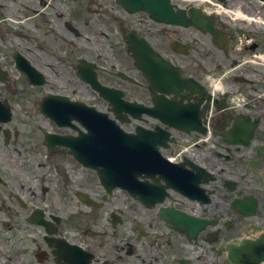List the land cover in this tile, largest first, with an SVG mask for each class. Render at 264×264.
Listing matches in <instances>:
<instances>
[{"label":"flooded vegetation","instance_id":"obj_1","mask_svg":"<svg viewBox=\"0 0 264 264\" xmlns=\"http://www.w3.org/2000/svg\"><path fill=\"white\" fill-rule=\"evenodd\" d=\"M139 1L138 4L155 2L156 10L171 8L186 17L192 9L212 15L213 25L221 37L219 44H214L210 34L195 26L168 24L157 20L148 8L130 10L119 0H0V100L13 111L12 122L0 128V152H3L0 169H33L29 158L34 152L25 147L28 156L15 153L23 131L18 122H14V107L22 102V98L26 112L29 106H37L41 97L54 93L74 95L99 108L98 100L106 103L82 80L77 73L79 70L89 79L94 80L97 76L105 86L121 89L128 100H141L151 105L154 96L129 56L128 37L135 32L146 38L165 58L180 65L182 76H193L201 82L204 89L202 108L208 110L206 117L212 132L210 146L213 149L209 143L199 142L198 132L168 129L176 142L167 151L182 150L187 145L189 148L183 159L190 160L193 170L178 175V188L168 187L165 206L196 218L224 216L226 210L220 200L229 205V197L234 193L221 185L223 179L219 175H222L224 165L232 162L244 169L239 189L256 197L255 214H263L264 156L260 147L264 144V5L258 10L262 23H251L238 19L235 13L240 9L249 16L256 14L248 0ZM10 21L21 22L22 28L12 27ZM116 49L131 58V66L115 60L112 53ZM81 60L87 62L82 67ZM21 64L29 71L26 72ZM57 65L66 66L65 70L77 76L91 93L81 95L75 92L76 89L73 90L75 93L68 92L63 80L67 72ZM192 70L200 71V74ZM123 73L131 75L138 83L126 80ZM209 77L215 79L210 82ZM112 78L120 82H110ZM69 83L74 84L73 81ZM132 86L138 89L132 90ZM165 96L169 101L182 102L186 106L193 103L190 92H182L178 98ZM241 96L245 99L237 103L236 99ZM55 106L57 114L66 121L67 102L55 100ZM242 114L250 117L246 131L260 119L252 142L249 145L223 142V136L218 132L231 140L234 136L231 129ZM41 118L48 121L47 126H52L50 131L53 133L77 135L70 128L58 127L52 119ZM24 122L34 129L31 132L42 134L44 126L33 125L28 120ZM157 125L163 126V123L148 117L146 126L149 129H155ZM6 131L10 134L9 139ZM238 135L236 133V140ZM42 140L39 137L40 144ZM8 146L13 147V152ZM69 149L61 147L52 153L49 149L40 151L43 162L37 160L34 163L40 168L34 179L36 183L23 190L20 210L30 264H228L223 232L210 236L201 233L192 239L162 218V204L151 206L139 196L130 197L124 189L117 188L109 193L92 172L74 163ZM201 159L206 161L201 162ZM207 161L214 167L218 180L208 185L216 192L212 191L211 200L204 203L199 186L203 175L196 164L207 166ZM146 180L157 183L160 188L168 186L167 181ZM81 192L87 193L91 205L79 200ZM38 208L56 232L47 234L46 226L31 223L30 219L38 216Z\"/></svg>","mask_w":264,"mask_h":264},{"label":"water","instance_id":"obj_2","mask_svg":"<svg viewBox=\"0 0 264 264\" xmlns=\"http://www.w3.org/2000/svg\"><path fill=\"white\" fill-rule=\"evenodd\" d=\"M193 22L200 26L198 19H194ZM129 39L131 42L129 49L132 50L137 64L144 70L154 88L161 90L167 88V85L171 86V84L175 83L170 77V65L153 49H150L151 47L145 40L138 39L136 36ZM138 44L143 46V50L137 48ZM174 92L178 93V91ZM160 101H164V99L161 98ZM155 102L159 105L157 100ZM172 104L173 106L175 105V103ZM131 107L133 110L141 109L137 104H133ZM141 114L140 112L136 117L141 118ZM104 116L96 123V128L94 126L90 128L91 134L93 136L96 135L99 139V152L95 151L93 154H89L94 156L88 159L89 155L74 151L77 159H80L85 164H90L98 170L99 176L104 183L111 180L109 183L128 185L129 189L133 191L129 183L132 178L127 176L131 174L133 162H136L139 166L148 167V173H153L160 169H169L168 162L160 155V135H152L149 138V134H144L145 130L142 127L138 128V136L126 134L112 120H107ZM175 116L177 115H171V119L175 118ZM196 124L200 128L199 123ZM51 138H57L60 143L65 141L59 136H51ZM244 207L247 208V205H244ZM227 248L230 253L229 258L232 261L240 264H262L264 261V233L253 240H242L240 244H229Z\"/></svg>","mask_w":264,"mask_h":264},{"label":"rangeland","instance_id":"obj_3","mask_svg":"<svg viewBox=\"0 0 264 264\" xmlns=\"http://www.w3.org/2000/svg\"><path fill=\"white\" fill-rule=\"evenodd\" d=\"M256 1V0H255ZM258 3V2H257ZM256 4V3H254ZM13 25H16V24H13ZM13 35V33H12ZM81 51V50H80ZM113 57L115 58L116 61H120V62H124L125 64H129L131 66L132 64V60L130 57H128V55H126L125 53L121 52L120 50L116 49L115 53H112ZM129 60H127V59ZM131 62V63H130ZM192 66V65H191ZM189 66V67H191ZM57 67H60L61 70H65L66 66H63V65H57ZM134 70V68L132 69V71ZM66 71V70H65ZM191 70L188 71V73H190ZM67 73H65L64 75V78L63 80H65L66 82V90L68 92H74L73 90L76 89V93H80L81 95L84 93L86 94L87 92L88 93H91L90 90L88 91L86 88V85H84L82 82H80L78 79H77V76H74L73 73H70L68 71H66ZM192 72H198L200 74V71H195V70H192ZM104 76H107L106 74H103ZM62 80V79H60ZM74 82V84L72 83H69V82ZM110 82H114V83H119L120 81L118 79H114L112 78L110 80ZM132 90H137L138 87L136 86H132L131 87ZM41 91V90H40ZM74 92V93H75ZM42 95V94H41ZM144 99H147V98H143L142 100ZM18 100H20V98H18ZM22 102H20L19 104H16L15 105V123L18 122V124L21 126L20 129H22V136L21 138L19 139V143L18 145L15 147V153H19V152H22L24 154V156H28L27 155V152L24 151L25 150V147H27L31 152H34L33 153V156L30 157L29 161H31V164L34 165V163L38 161H42L43 162V159L42 157L40 156V151H43V148L39 142V137L42 136V134H38V133H34V132H31V130L34 131V129L28 125V123L24 122L26 120H28L29 122H31L33 124L34 120L35 121H40L41 124H46V122H44L42 120V118H40L39 116H36V112H35V109L33 110V107L29 106L28 110L30 112H33L35 113L34 114V117H33V120L29 119L28 118V113L24 110L23 108V103H24V99L22 98L21 99ZM97 105H100V107L103 109V110H106L108 108V104L104 103L103 101L101 100H98L97 101ZM124 128L128 129V130H131L133 127H134V124H130V125H123ZM49 128H51V130H53L52 126H49ZM69 131V130H68ZM34 133V134H33ZM33 144L35 145V148H33ZM2 153V152H0ZM39 167L36 166L34 167V169H27L24 173H18V174H12V177L14 179H16V183L18 184H14L11 182V190L13 192H21V186L19 184L20 181H18L19 178H21V184H24V187L28 186L29 184H32L33 182L31 181H26L27 179L30 178V176L28 174H31L33 173L34 176H36V174L39 172ZM10 175V174H9ZM18 178V179H17ZM9 186V184H8ZM8 186H7V190H8ZM17 207H14V211L16 210ZM2 214L4 216H2ZM0 216H1V221L3 222L5 220V218L7 216H5V212L4 211H1L0 212ZM9 219V218H8ZM10 220V219H9ZM12 220V218H11ZM11 220H10V226L11 227H8V228H3L2 226V222L0 221V238H6L5 240H1L0 241V246L1 244H3L4 248L7 249V252L3 254L5 261H6V264H16V261L15 260H18L20 259L21 261V264H29V260H28V257H26L25 253H26V247H25V241H18L17 245L15 247H13V243H14V240L12 239V237L15 238V240H18L19 236H23V233H24V225L22 223V219L20 220V215H16L14 213V221H13V224H11ZM238 233H239V230H238ZM8 237H10L8 239ZM15 253L16 256H15ZM2 262V259H1V252H0V264Z\"/></svg>","mask_w":264,"mask_h":264},{"label":"clouds","instance_id":"obj_4","mask_svg":"<svg viewBox=\"0 0 264 264\" xmlns=\"http://www.w3.org/2000/svg\"><path fill=\"white\" fill-rule=\"evenodd\" d=\"M214 79H215L214 77H209L210 82L213 81ZM234 99H236V98H234ZM244 99L245 98L241 96L238 99H236V102L239 103V102L243 101Z\"/></svg>","mask_w":264,"mask_h":264},{"label":"bare ground","instance_id":"obj_5","mask_svg":"<svg viewBox=\"0 0 264 264\" xmlns=\"http://www.w3.org/2000/svg\"><path fill=\"white\" fill-rule=\"evenodd\" d=\"M214 85H216V84H214ZM216 87L218 88V85Z\"/></svg>","mask_w":264,"mask_h":264}]
</instances>
